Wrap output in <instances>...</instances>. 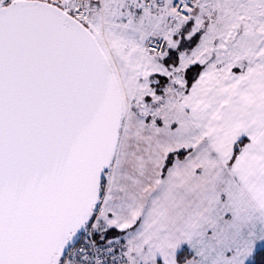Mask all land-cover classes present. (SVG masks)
Wrapping results in <instances>:
<instances>
[{
	"label": "snow or ice",
	"instance_id": "6c2138e0",
	"mask_svg": "<svg viewBox=\"0 0 264 264\" xmlns=\"http://www.w3.org/2000/svg\"><path fill=\"white\" fill-rule=\"evenodd\" d=\"M0 264H264V0H0Z\"/></svg>",
	"mask_w": 264,
	"mask_h": 264
}]
</instances>
